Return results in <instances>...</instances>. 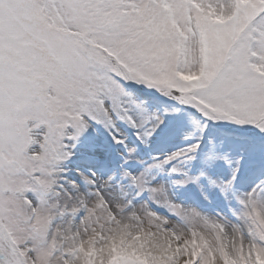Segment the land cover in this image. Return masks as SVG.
Wrapping results in <instances>:
<instances>
[{
  "label": "snow or ice",
  "instance_id": "snow-or-ice-1",
  "mask_svg": "<svg viewBox=\"0 0 264 264\" xmlns=\"http://www.w3.org/2000/svg\"><path fill=\"white\" fill-rule=\"evenodd\" d=\"M0 264H264V0H0Z\"/></svg>",
  "mask_w": 264,
  "mask_h": 264
},
{
  "label": "rangeland",
  "instance_id": "rangeland-1",
  "mask_svg": "<svg viewBox=\"0 0 264 264\" xmlns=\"http://www.w3.org/2000/svg\"><path fill=\"white\" fill-rule=\"evenodd\" d=\"M149 91V90H147ZM150 92V91H149ZM155 96H157V99L159 101H161L162 103H165V105H171L173 102L168 100L167 98H164L162 96H160L159 94H155ZM168 103V104H167ZM149 108L151 110H159V111H163V109L165 107H162V108H159V106L157 105H149ZM189 132H193V129L192 128H189L188 129ZM198 133L195 132L194 130V134L193 135H197ZM185 141L183 140L182 136H177L174 140L168 142V143H165V144H161V145H157V149L160 150V151H163V150H168V151H175L183 146H185ZM190 169H189V164H185V165H182V167L185 169V170H194V166L192 164H190ZM167 178V177H166ZM172 179H178L179 176L176 175V176H173L171 177ZM188 192L189 194L191 195H188V193L184 191L181 192V196L184 197V196H187L188 198L190 199H193V197H195L194 199L198 198L199 197V193L198 191L194 188V187H191L189 186L188 188ZM209 212L210 213H213V210L217 211V212H220L223 216L229 218V219H233L232 215H231V212L229 211V206L228 204L222 202V200L220 201H216L215 199L213 200V203L212 204H208V205H205ZM234 206V205H233Z\"/></svg>",
  "mask_w": 264,
  "mask_h": 264
}]
</instances>
